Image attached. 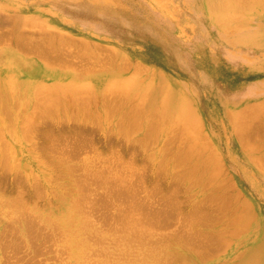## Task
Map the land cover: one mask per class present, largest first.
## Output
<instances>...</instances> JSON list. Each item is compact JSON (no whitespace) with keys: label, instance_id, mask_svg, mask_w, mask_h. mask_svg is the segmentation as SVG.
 I'll return each mask as SVG.
<instances>
[{"label":"rangeland","instance_id":"1","mask_svg":"<svg viewBox=\"0 0 264 264\" xmlns=\"http://www.w3.org/2000/svg\"><path fill=\"white\" fill-rule=\"evenodd\" d=\"M238 1L0 0V264H264V5Z\"/></svg>","mask_w":264,"mask_h":264},{"label":"bare ground","instance_id":"2","mask_svg":"<svg viewBox=\"0 0 264 264\" xmlns=\"http://www.w3.org/2000/svg\"><path fill=\"white\" fill-rule=\"evenodd\" d=\"M250 1L253 2L252 0H247V1L244 0V1H238V2H239V3L242 2V3H244V4H245V3L248 4V2L251 3ZM260 1H262V2H260V4L264 5V0H260ZM235 2H236V1H235ZM260 4H259V5H260ZM60 40H61V39H60ZM44 44H45V43H44ZM47 44H49V43H47ZM47 44H45V46H46ZM51 44H52V42H51ZM51 44H50V45H51ZM54 44H55V43H54ZM41 45H42V44H41ZM58 45H59V44H58ZM30 46H31V45H30ZM38 46H39V45H38ZM48 46H49V45H48ZM48 46H47V47H48ZM52 46H53V45H52ZM31 47H32V46H31ZM39 47H40V46H39ZM39 47H38V48H39ZM47 47H46V48H47ZM49 47H50V46H49ZM63 47H64V46H63ZM41 48H42V47H41ZM43 49H44V48H43ZM43 51H44V50H43ZM42 53H43V52H42ZM49 54H50V53H49ZM10 58H12V57H10ZM70 70H71V68H69V71H70ZM101 70H102V69H101ZM67 71H68V70H67ZM84 83H85V82H84ZM128 83H129V82H128ZM128 83L125 84V83L123 82V83H120V84H122V85L125 84L124 86H126V85H128ZM116 84H117V85H116ZM154 84H155V83H154ZM107 85H108V86L103 87V88L100 89V90H101L100 93H101V92H104L103 94H106V95L109 94V93H110V94H111V93H113V94L118 93V95H119L120 93L124 92V91H123L124 89H125V90H128V89H126L127 86H126V88L123 87V86L121 87V86L119 85V83H116V82H115V83H114V82H111V83H109V84H107ZM128 86H129V85H128ZM77 88H78L77 86H74V90H75V92L78 94V96H79L80 94H82L81 92H83V94H82L83 96H85L84 93H86V94H87V93H88V94L90 93L89 96H91V93H92V92H90V91H92V90H91L90 87L87 86V87H82V88L79 87L78 89H77ZM104 88H105V89H104ZM123 88H124V89H123ZM70 90H72V89H70ZM77 90H78V92H77ZM54 91H55V90H54ZM79 91H80V92H79ZM118 91H119L120 93H119ZM121 91H122V92H121ZM50 92H51V91H50ZM125 92H126V91H125ZM57 93H58V92H57ZM50 94L53 95V93H50ZM98 94H99V93H98ZM122 94H123V93H122ZM157 94H158V93H157ZM157 94H155V99H156V100H157L156 97L159 96V95H157ZM46 95H47V94H46ZM51 95L48 94V96H51ZM100 95H101V94H100ZM120 95H121V94H120ZM44 96H45V95H44ZM54 96H55V95H54ZM56 96L59 97L58 95H56ZM56 96H55V97H56ZM101 96H103V95H101ZM108 96H109V95H108ZM111 96H112V95H111ZM111 96H109V97H111ZM114 96H116V95H114ZM125 96H127V95H125ZM128 96H129V94H128ZM128 96H127V97H128ZM91 97H93V96H91ZM94 97H95V95H94ZM103 97H104V96H103ZM51 98H52V97H51ZM86 98L88 99V97H85L84 99H86ZM153 98H154V97H153ZM41 99H42V98H41ZM58 99H59V98H58ZM58 99H56V100H58ZM91 99H92V98H91ZM91 99L89 98V100H91ZM96 99L98 100L97 97H96ZM36 100H37V99H36ZM39 100H40V99H39ZM47 100H49V99L47 98ZM51 100H54V98L51 99ZM56 100H54V101H56ZM74 100H75V99H74ZM102 100H103V99H102ZM45 101H46V100H45ZM45 101H44V102H45ZM81 101H82V100H81ZM92 101H93V103H94V102H95V99L93 98ZM119 101H120V100H118V102H119ZM58 102H60V100H58ZM58 102H57V103H58ZM123 102H124V101H122V103L120 104V105H122L121 108L124 106V105H123ZM125 102H126V101H125ZM125 102H124V104H125ZM38 103H41V102H38ZM49 103H50V101H49ZM72 103H74V102H72ZM90 103H91V101H90ZM95 103H96V102H95ZM137 103H138V102H137ZM149 103H150V102H149ZM174 103H175V102H174ZM78 104H79V103H78ZM161 104H162V103H161ZM44 105H45V104H44ZM46 105H47V104H46ZM46 105H45V106H46ZM137 105H138V104H137ZM143 105H144V104H143ZM173 105H174V104H173ZM42 106H43V105H42ZM53 106H54V105H53ZM53 106H52V108H53ZM83 106L85 107V109H86V111H87L88 108H89L88 105H83L82 103H80V106H79V107H81V109H82ZM89 106H90V105H89ZM94 106H95V105H94ZM101 106H103V108H104V107H105V106H104V103H103V105H101ZM171 106H172V105H171ZM76 107H77V106H76ZM86 107H88V108H86ZM95 107H96V106H95ZM117 107H118V106H117ZM43 108H44V106H43ZM118 108H119V107H118ZM44 109H45V108H44ZM89 109H91V108H89ZM115 109H116V107H115ZM37 110L39 111V109H37ZM50 110H51V109H50ZM53 110H54V108H53ZM64 110H65V109H64ZM82 110H83V109H82ZM129 110H130V109H129ZM134 110H136V108H135ZM134 110H132V112H133ZM137 110H138V109H137ZM95 111H96V109H95ZM120 111H121V110H120ZM164 111H165V110H163V112H164ZM83 112H84V111H83ZM87 112H88V111H87ZM89 112H90V111H89ZM36 113H37V111H36ZM133 113H135V111H134ZM165 113H166V111L164 112V114H165ZM123 114H124V113H123ZM84 115H85V114H84ZM35 116H36V115H35ZM53 116H54V115H53ZM85 116H86V115H85ZM87 116H88V113H87ZM134 116H135V115H134ZM58 117H59V116H58ZM174 118H175V117H174ZM247 118H249V117H247ZM250 118H251V117H250ZM127 119H128V118H127ZM138 119H139V118H138ZM260 119H261V116H260ZM258 120H259V119H258ZM99 121H100V120H99ZM122 121H123V119H122ZM243 121H245V120H243ZM249 122H250V121H249ZM249 122H247V123H249ZM253 122H254V121H253ZM129 123H130V122H129ZM133 123H134V122H133ZM239 123H240V122H239ZM241 123H242V122H241ZM241 123H240V124H241ZM170 124H171V123H170ZM123 125H124V123H123ZM127 125H128V124H127ZM134 125H135V124H134ZM247 125H248V124H247ZM259 125H260V124H259ZM130 126H133V124L130 125ZM239 126H240V125H239ZM263 126H264V125H263ZM263 126H262V128H263ZM121 127H122V125L120 124V129H121ZM240 127H242V126H240ZM244 127H245V126H244ZM135 128H136V127H135ZM254 128H255V130L257 129L255 126H254ZM120 129H118V130H120ZM126 129H127V128H126ZM132 129H133V128H132ZM240 129H241V128H240ZM243 129H246V127L243 128ZM259 129H260V128H259ZM121 130H122V129H121ZM121 130H120V132H121ZM124 130H125V129H124ZM128 130H129V128H128ZM250 130H251V129H250ZM252 130H254V129H252ZM255 130H254V131H255ZM261 130H262V129H260L259 131H261ZM248 132H249V131H248ZM248 132H246L247 135L250 133V132H249V133H248ZM132 133H133V132H132ZM244 133H245V131H244ZM255 133H256V132H255ZM255 133H254V134H255ZM258 133H259V132H258ZM258 133H257V136L260 135V133H259V134H258ZM251 134H252V136H254L253 133H251ZM245 135H246V134H245ZM249 135H250V134H249ZM261 135H262V134H261ZM131 136H132V135H131ZM144 136H147V134L144 135ZM184 136H185V135H184ZM243 136H244V134H243ZM255 136H256V135H255ZM154 137H155V135H154ZM169 137H170V136H169ZM244 137H245V136H244ZM244 137H241V138H244ZM263 137H264V136H263ZM145 138H146V137H145ZM156 138H157V137H156ZM189 138H190V137H189ZM256 138H257V137H256ZM248 139L250 140V137H249ZM258 139H259V138H258ZM261 139H262V138H261ZM263 139H264V138H263ZM187 140H188V139H187ZM181 141H182V140H181ZM188 141L191 143V140H188ZM243 141H244V140H243ZM245 141H246V140H245ZM245 141H244V142H245ZM251 141H252V140H251ZM255 141H256V140H255ZM255 141L253 140V142H255ZM244 142H242V143H244ZM247 142H249V141H247ZM258 142H259V141H257V143H258ZM174 143H176V142H174ZM185 143H186V142H185ZM248 144H249V143H248ZM243 145H244V144H243ZM244 146H245V145H244ZM248 146H249V145H248ZM250 146H252V145L250 144ZM181 147H182V146H181ZM252 147H253V146H252ZM263 147H264V146H263ZM183 148H184V147H183ZM191 148H192V147H191ZM246 148H247V147H246ZM196 149H197V148H196ZM261 149H262V148H261ZM263 149H264V148H263ZM182 150H183V149H182ZM259 150H260V149H259ZM190 151H191V150H190ZM196 151H197V150H196ZM179 152L181 153V151H179ZM193 153H194V152H193ZM251 153H252V152H251ZM257 153H258V152H257ZM172 154H173V153H172ZM191 154H192V153H191ZM191 154H190V156H191V158H192L193 156H192ZM178 155H179V154H178ZM167 156H168V155H167ZM185 156H186V155H185ZM183 157H184V155H183ZM186 158H187V157H186ZM186 158L184 157V159H186ZM257 158H258V157H257ZM175 159H176V158H175ZM179 159H180V158H179ZM192 159H193V158H192ZM187 160H188V159H187ZM160 161H161V160H160ZM176 161H177V160H176ZM182 161H183V160H182ZM184 161H185V160H184ZM262 161H263V159H262ZM177 162H178V161H177ZM185 162H186V161H185ZM201 162H202V161H201ZM260 162H261V161H260ZM260 162H258V163H260ZM178 163L181 164V163H184V162H178ZM203 163H204V161H203ZM261 164H262V162H261ZM168 165H169V163H168ZM180 166H181V165H180ZM184 166H185V165H184ZM182 167H183V166H182ZM202 167H203V166H202ZM176 168H177V167H176ZM190 168H191V167H190ZM260 168H261V167H260ZM262 168H263V167H262ZM163 169H164V171H165V168H163ZM178 169H179V168H178ZM196 169H197V168H196ZM175 170H176V169H175ZM180 170H181V169H180ZM203 170H204V169H203ZM262 170H263V169H262ZM164 171H163L162 174H164ZM197 171H198V170H197ZM173 172H174V171H173ZM195 172H196V171H195ZM195 172H192V173H195ZM110 173H111V172H110ZM168 173H169V172H168ZM197 173H198V172H197ZM177 174H178V173H177ZM195 174H196V173H195ZM116 175H117V174H116ZM165 176H166V175H165ZM189 176H190V175H189ZM191 176H192V175H191ZM192 177H193V176H192ZM159 178H160V177H159ZM172 179H173V177H172ZM154 180H155V179H154ZM190 180H192V179H190ZM193 180H194V179H193ZM157 181H158V180H157ZM169 181H170V180H169ZM213 181H215V180H213ZM164 182H166V181H164ZM164 182H162V183H164ZM167 182H168V181H167ZM176 182H177V181H176ZM180 182H181V181H180ZM199 182H202V181L200 180ZM141 183H143V185L146 184V183H144V182H141ZM171 183H173V182H171ZM174 183H175V182H174ZM174 183H173V184H174ZM211 183H213V182H211ZM131 184H132V183H131ZM131 184H130V185H131ZM154 184L156 185V183H154ZM168 184H169V183H168ZM173 184H172V185H173ZM198 184H199V183H198ZM108 185H109V184H108ZM125 185H126V184H125ZM208 185H209V184H208ZM222 185H223V184H221V186H222ZM228 185H229V184H228ZM127 186H128V188L131 187V186H129L128 184H127ZM127 186H126V187H127ZM148 186H149V185H148ZM160 186H161V185H160ZM160 186H159V187H160ZM178 186H179V184H178ZM217 186H218V185H217ZM123 187H124V186H123ZM151 187H152V186H151ZM156 187H157V186H156ZM170 187H171V186H170ZM170 187H169V188H170ZM183 187H184V186H183ZM144 188H145V187H144ZM144 188H143V189H144ZM166 188H167V186H166ZM222 188H223V187H222ZM123 190H126V188L123 189ZM123 190H121V191L123 192ZM160 190H162V189H160ZM177 190H178V189H177ZM177 190H175V191H177ZM181 190H183V189H181ZM121 191H120V192H121ZM126 191H127V190H126ZM222 191H223V190H222ZM231 191H232V190H231ZM124 192H125V191H124ZM128 192H129V189H128ZM171 192H172V191H171ZM178 192H179V191H177V193H178ZM218 192H219V191H218ZM225 192H226V191H225ZM111 193H112V192H111ZM172 193H173V192H172ZM174 193H175V192H174ZM133 194H134V193H133ZM161 194H163V193H161ZM170 194H171V193H170ZM175 194H176V193H175ZM123 195H127V193H125V194H123ZM165 195H166V194H165ZM171 195H172V194H171ZM132 196H133V195H132ZM153 196H154V195H153ZM160 196H162V195H160ZM168 196H169V195H168ZM193 196H194V195H193ZM195 196H196V195H195ZM218 196H219V195H218ZM119 197H120V196H119ZM147 197H148V196H147ZM154 197H155V196H154ZM166 197H167V195H166ZM182 197H183V196H182ZM219 197H220V196H219ZM160 198H161V197H160ZM167 198H168V197H167ZM169 198H170V197H169ZM169 198H168V199H169ZM174 198H175V197H174ZM213 198H214V197H213ZM133 199H134V198H133ZM170 199H171V198H170ZM149 200H150V199H149ZM161 200H163V199H161ZM161 200H160V201H161ZM204 200H205V199H204ZM220 200H221V199H220ZM226 200H228V199H226ZM132 201H133V200H132ZM147 201H148V200H147ZM147 201H146V202H147ZM150 201H151V200H150ZM154 201H155V200H154ZM157 201H158V200H157ZM223 201H224V200H223ZM136 202H137V201H136ZM139 202H140V201H139ZM164 202H165V201H164ZM137 203H138V202H137ZM151 203L153 204L154 202H151ZM157 203H158V202H157ZM166 203H167V202H166ZM180 203H181V202H180ZM180 203H179V204H180ZM186 203H187V202H186ZM189 203H190V202H189ZM129 204H130V203H129ZM139 204H140V203H139ZM139 204H137V205H139ZM168 204H169V203H168ZM190 204H191V203H190ZM207 204H208V203H207ZM132 205H133V204H132ZM134 205H135V204H134ZM162 205H163V204H162ZM164 205H165V204H164ZM164 205H163V206H164ZM187 205H188V203H187ZM197 205H198V204H197ZM227 205H228V203H227ZM227 205H226V206H227ZM236 205H237V204H236ZM159 206H160V205H159ZM159 206H158V207H159ZM178 206H179V205H178ZM184 206H185V205H184ZM195 206H196V205H195ZM200 206H201V204H200ZM221 206H222V205H221ZM145 207H146V206H145ZM164 207H166V206H164ZM170 207H171V205H170ZM172 207H173V206H172ZM211 207H212V206H211ZM214 207H216V206H214ZM218 207H219V205H218ZM229 207H230V206H229ZM238 207H239V206H238ZM167 208H168V207H167ZM193 208H194V207H193ZM196 208H197V207H196ZM196 208H195V209H196ZM200 208H201V207H200ZM200 208H198L197 210H199ZM227 208H228V207H227ZM236 208H237V207H236ZM150 209H151V208H150ZM164 209H165V208H164ZM182 209H183V208H182ZM201 209H202V208H201ZM201 209H200V210H201ZM212 209H213V208H212ZM125 210H126V209H125ZM127 210H129L128 212H131L130 210H132V209H127ZM133 210H134V209H133ZM138 210H139V209H138ZM160 210H162V209H160ZM175 210H176V209H175ZM197 210H195V211H197ZM205 210H206V209H205ZM205 210H204V211H205ZM207 210H209V209H207ZM147 211H148V210H147ZM147 211H146V212H147ZM201 211H202V210H201ZM201 211H200V212H201ZM204 211H202V212H204ZM219 211H220V210H219ZM124 212H125V211H124ZM128 212H126V213H128ZM138 212H139V211H137V213H138ZM160 212H161V211H160ZM163 212H164V210H163ZM181 212H182V210H181ZM181 212H180V214H181ZM106 213H107V212H106ZM126 213H125V214H126ZM143 213H144V212H143ZM191 213H192V212H191ZM196 213L198 214V212H196ZM206 213H207V211H206ZM212 213H213V212H212ZM224 213H225V212H224ZM128 214H129V213H128ZM135 214H136V213H135ZM138 214H139V213H138ZM141 214H142V213H141ZM174 214L176 215V212H175ZM178 214H179V213H177V215H178ZM194 214H195V212H194ZM200 214H202V213H200ZM210 214H211V213H210ZM225 214H226V213H225ZM234 214H235V213H234ZM126 215H127V214H126ZM166 215H168V213H167ZM190 215H191V214H190ZM190 215H189V216H190ZM203 215H205V214H203ZM208 215H209V214H208ZM215 215H216V214H215ZM231 215H232V214H231ZM141 216H142V215H141ZM141 216H138V217H141ZM148 216H149V215H148ZM154 216H155V215H154ZM156 216H157V215H156ZM189 216H188V217H189ZM195 216H196V215H195ZM205 216H207V215H205ZM217 216H219V215L217 214ZM122 217H125V216L123 215ZM122 217H121V218H122ZM157 217H158V216H157ZM164 217H165V216H164ZM186 217H187V216H185V218H186ZM191 217H192V215H191ZM193 217H194V216H193ZM193 217H192V218H193ZM198 217H199V216H198ZM210 217H212V216H210ZM104 218H105V217H104ZM142 218H145V217H142ZM160 218H161V217H160ZM167 218H168V216H167ZM174 218H175V217H174ZM189 218H190V217H189ZM195 218H197V217H195ZM202 218H203V217H202ZM206 218H207V217H206ZM208 218H209V216H208ZM208 218H207V219H208ZM212 218L214 219V217H212ZM235 218H236V217H235ZM123 219H124V218H123ZM130 219H131V218L129 217V220H130ZM138 219H140V218H138ZM161 219H162V218H161ZM169 219H172V218H169ZM176 219H177V218H176ZM190 219H191V218H190ZM200 219H201V218H200ZM200 219H198V220L200 221ZM204 219H205V218H204ZM222 219H223V218H222ZM112 220H113V219H112ZM127 220H128V218H127ZM133 220H134V219H133ZM135 220H136V219H135ZM144 220H145V219H144ZM146 220H147V219H146ZM162 220H163V219H162ZM195 220H196V219H195ZM220 220H221V219H220ZM231 220H232V219H231ZM122 221L125 222V220H122ZM137 221H138V220H137ZM137 221H136L135 223H137ZM147 221H148V220H147ZM188 221H189V220H188ZM191 221H192V220H191ZM202 221H207V220H202ZM202 221H200V222H202ZM208 221H209V220H208ZM213 221H214V220H213ZM221 221H222V220H221ZM223 221H224V220H223ZM229 221H230V220H229ZM229 221H228V222H229ZM240 221H241V220H240ZM130 222H131V221H130ZM151 222H152V221H151ZM210 222L212 223V221H210ZM214 222H215V221H214ZM147 223H148V222H147ZM153 223L155 224V222H153ZM153 223H151V224H153ZM164 223H165V222H164ZM179 223H180V222H179ZM190 223H191V222H190ZM192 223H194V222L192 221ZM127 224H128V223H127ZM157 224H158V223H157ZM162 224H163V223H162ZM168 224H169V223H168ZM180 224H181V223H180ZM213 224H214V223H213ZM132 225H133V224H132ZM132 225H131V226H132ZM137 225H138V224H137ZM137 225H135V226H137ZM160 225H161V224H160ZM160 225H159V226H160ZM203 225H204V223H203ZM211 225H212V224H211ZM214 225H215V224H214ZM219 225H220V224H219ZM228 225H230V224H228ZM232 225H233V224H232ZM110 226H111V225H110ZM139 226H140V225H139ZM156 226H157V225H156ZM182 226H183V225H182ZM182 226L179 225V227H182ZM185 226H186V225H185ZM205 226H206V224H205ZM208 226H209V225H208ZM126 227H128V225H127ZM140 227H141V226H140ZM151 227H152V226H151ZM151 227H150V228H151ZM157 227H158V226H157ZM161 227L163 228V225H161V226L158 227V228H161ZM229 227H230V226H229ZM232 227H233V226H232ZM234 227H235V226H234ZM144 228H145V227H144ZM144 228H143V230H144ZM150 228H149V231H151ZM165 228H166V227H165ZM182 228H184V226H183ZM189 228L191 229V227H189ZM102 229H103V228H102ZM154 229H155V227H154ZM156 229H157V228H156ZM176 229H177V228H176ZM178 229H179V228H178ZM180 229H181V228H180ZM100 230H101V229H100ZM160 230H161V229H160ZM163 230H164V229H163ZM168 230H169V228H168ZM184 230H185V228H184ZM192 230H193V229H192ZM113 231H114V230H113ZM118 231H119V230H118ZM118 231H117V232H118ZM147 231H148V230H147ZM164 231H165V230H164ZM193 231H194V230H193ZM128 232H129V231H128ZM159 232H160V231H159ZM191 232H192V231H191ZM231 232H232V231H228V233H231ZM246 232H247V231H246ZM104 233H105V232H104ZM139 233H140V232H139ZM148 233H149V232H148ZM173 233H174V232H173ZM178 233H179V232H178ZM226 233H227V232H226ZM164 234H165V233H164ZM175 234H176V232H175ZM197 234H198V232H197ZM197 234H196V235H197ZM201 234H202V233H201ZM201 234H200V235H201ZM210 234H212V233H210ZM223 234H224V233H223ZM232 234H233V232H232ZM125 235H126V234H125ZM157 235H158V234H157ZM168 235H169V234H168ZM179 235H180V234H179ZM182 235H183V234H182ZM184 235L186 236V232H185ZM188 235H190V233H189ZM194 235H195V234H194ZM206 235H207V234H206ZM208 235H209V234H208ZM212 235H213V234H212ZM225 235H226V234H225ZM148 236H149V235H148ZM164 236L167 238L166 234H165ZM164 236H163V239H164ZM169 236H170V235H169ZM198 236H199V235H198ZM209 236H210V235H209ZM228 236H230V234H229ZM160 237H162V236H160ZM187 237H188V236H187ZM187 237L185 238L186 241H187ZM194 237H195V236H194ZM120 238H121V234H120ZM166 238H165V239H166ZM171 238L173 239V237H171ZM197 238H198V237H197ZM201 239H202V238H201ZM203 239H205V241H207V237H205V238L203 237ZM168 240H169V239H168ZM181 240H182V239H181ZM212 240H213V239H212ZM194 241H196V240L194 239ZM189 242H190V241H189ZM189 242H188V243H189ZM213 242H214V241H213ZM176 243H177V242H176ZM184 243H185V242H184ZM193 243H195V242H193ZM218 243H219V240H218ZM218 243H217V244H218ZM228 243H229V241H228ZM99 244H100V243H99ZM133 244H134V243H133ZM179 244H180V243H179ZM179 244H178V245H179ZM182 244H183V243H182ZM185 244H186V243H185ZM190 244H191V243H190ZM206 244H207V243H206ZM210 244H211V242H210ZM214 244H215V243H214ZM103 245H104V244H103ZM114 245H115V244H114ZM183 245H184V244H183ZM204 245H205V243H204ZM208 245H209V243H208ZM211 245H212V244H211ZM215 245H216V244H215ZM215 245H214V247H215ZM107 246H108V245H107ZM188 246H189V245H188ZM188 246H187V248H188ZM191 246H192V245H191ZM101 247H102V246H101ZM195 247H196V246H195ZM210 247H211V246H210ZM217 247H218V246H217ZM220 247H221V246H220ZM119 248H120V247H119ZM200 248H201V247H200ZM204 248H206V247H204ZM165 249H166V248H165ZM165 249H164V250H165ZM180 249H181V248H180ZM217 249H218V248H217ZM142 250H143V249H142ZM156 250H157V249H156ZM164 250H163V251H164ZM166 250H167V249H166ZM186 250H187V249H186ZM192 250H194V249H192ZM201 250H202V248H201ZM203 250H204V249H203ZM195 251H196V250H195ZM160 252H161V251H160ZM165 252H166V251H165ZM199 252H200V249H199ZM204 252H205V251H204ZM212 252H214V251H212ZM212 252H211V253H212ZM263 252H264V251H263ZM156 253H159V252L156 251ZM161 253H163V252H161ZM200 253H201V252H200ZM135 254H136V253H135ZM159 254H160V253H159ZM201 254H202V253H201ZM205 254H207V253L205 252ZM209 254H210V253H209ZM153 255H154V256H157V255H155V254H153ZM143 256H144V255H143ZM145 256H146V255H145ZM133 257H134V256H133ZM166 257H167V256H166ZM168 257H169V256H168ZM168 257H167V258H168ZM170 257H171V256H170ZM209 257H210V256H209ZM143 259H144V258H143ZM168 259H169V258H168ZM111 260H112V259H111ZM30 262H31V261H30ZM37 262H38V261H37ZM41 262H42V261H41ZM155 262H157V261H155ZM117 263H118V262H117ZM147 263H148V262H147ZM165 263H166V262H165Z\"/></svg>","mask_w":264,"mask_h":264},{"label":"crops","instance_id":"3","mask_svg":"<svg viewBox=\"0 0 264 264\" xmlns=\"http://www.w3.org/2000/svg\"><path fill=\"white\" fill-rule=\"evenodd\" d=\"M251 129V130H250ZM252 129H254L255 130V128H246V129H244V131H245V139H246V147H247V149H253V150H258L259 148H264L263 146H264V143H263V145H262V143H261V145L259 144V142L257 143V141H259V139H258V137H259V135L257 136V133L259 132H261V131H259L258 130V128L254 131V130H252ZM250 133H249V132ZM246 132H248L249 134L247 135V133ZM256 132V133H255ZM251 133H253V135L254 136H252V134ZM255 133V134H254ZM258 133V134H259ZM256 135V136H255ZM250 137V140L248 139ZM257 137V138H256ZM252 140V141H251ZM253 140L255 141V142H253ZM247 141H249V142H247ZM249 143V144H248ZM250 144L253 146H250ZM249 145V146H248ZM256 151H254L252 154H254ZM253 160H255V159H253ZM252 165H253V171H255V172H257V174L259 173V175L262 177V178H264V162H262V164H261V168H260V166H259V164L257 163V162H255L254 161V163H252ZM263 167V168H262ZM263 169V170H262Z\"/></svg>","mask_w":264,"mask_h":264}]
</instances>
